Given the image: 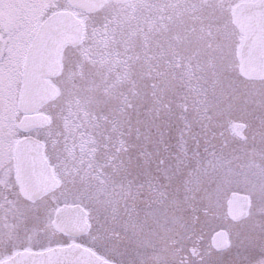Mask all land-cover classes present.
<instances>
[{"label":"rangeland","instance_id":"374dc122","mask_svg":"<svg viewBox=\"0 0 264 264\" xmlns=\"http://www.w3.org/2000/svg\"><path fill=\"white\" fill-rule=\"evenodd\" d=\"M55 1L0 0V262L21 251L79 245L113 264H264V80L239 75V43H230L217 16L209 18L212 31L202 40L185 34L191 43H160L130 86L121 93L108 90L114 95L96 85L99 65L91 44L63 49L53 83L61 99L77 89L88 96L87 105L102 106L95 133L101 142L88 146L99 148L92 152L95 159L79 155L67 137L71 118L56 98L41 111L50 116L46 131L28 135L44 142L59 186L33 204L21 199L12 152L25 136L15 127L22 116V64L42 7ZM76 13L96 30L100 17ZM152 68L154 77L145 79ZM79 108L85 121L86 110ZM233 123L245 126L241 136L231 132ZM119 151L122 156H116ZM106 153L116 166V173L108 168L111 184L96 176L95 164ZM232 193L248 198L246 216L237 223L226 217ZM73 205L85 210L88 223L87 232L75 238L51 227L55 211ZM219 230L228 247L215 252L210 238Z\"/></svg>","mask_w":264,"mask_h":264},{"label":"water","instance_id":"95a60500","mask_svg":"<svg viewBox=\"0 0 264 264\" xmlns=\"http://www.w3.org/2000/svg\"><path fill=\"white\" fill-rule=\"evenodd\" d=\"M107 1L124 3L128 0H66L68 5L85 13L96 11ZM233 23L242 36L237 48L238 73L245 80H264V0L241 4L233 9ZM82 25L69 11H60L47 18L27 50L22 68L21 88L17 109L24 117L16 127L22 132L42 128L48 118L36 113L56 94L47 79L59 71V53L65 46L80 44ZM15 181L22 198L34 202L57 186L47 162L42 156V143L25 137L14 147ZM248 199L232 193L226 202L227 218L233 222L246 215ZM52 228L64 235L77 237L86 233L85 211L78 205L63 206L54 215ZM210 245L215 251L224 250L226 234L214 233ZM0 264H113L103 261L90 250L79 245L53 248L43 252L21 251Z\"/></svg>","mask_w":264,"mask_h":264},{"label":"trees","instance_id":"16d2710c","mask_svg":"<svg viewBox=\"0 0 264 264\" xmlns=\"http://www.w3.org/2000/svg\"><path fill=\"white\" fill-rule=\"evenodd\" d=\"M124 7L114 5L103 7L94 14L96 17L101 18V22H95L97 26L96 30H92V23L91 25L90 23L85 24L84 28L82 42L91 44V47H89V52L94 59L98 60L96 61L99 66L96 69V78L94 77V80L95 82H99L96 84L98 86H107L104 91L105 93H107L105 95L112 93L109 91H115L116 89H120L119 91L121 93L122 89L130 83V79H132L131 76H136V72L137 75H139V56L142 50V45L140 43L144 44L143 48L145 49V52L147 54H151L152 52H154L153 50H159L158 46H160V43L161 45H163V48L167 46L166 43H175V39L177 40V43H182L181 40L185 43H191V41L186 42L185 39L181 38L185 34H188L192 36V38H198V40H202L207 36L209 31H212V29L207 28V26H209V22L211 21L210 19L207 20L201 30L196 27L194 21H191L190 23L188 22L191 26V28L188 29L179 27L169 28L167 25H165L163 26V28L159 26V29L166 30V32L162 30H156L151 24L153 23L152 14L139 13L142 10H140L139 5L137 6L136 0L132 1L130 6ZM141 21L142 26L138 23H141ZM223 24L224 26L222 32L227 33L226 36L230 40V43H237L238 34L232 26L229 16L224 17ZM219 29V31H221V27ZM88 30H90V32ZM171 37H173L174 40H169ZM195 42L199 43L202 41ZM163 55L169 56L168 53ZM148 64L150 63H147L146 65ZM155 70L156 69L154 68H152V70H149L150 74H148L145 79H148V77H154ZM127 74H129V76H127ZM150 81L152 84V79ZM133 82L134 79H132L131 83ZM140 82L142 84V80H140ZM131 83L128 86H130ZM84 93L85 92H78L77 89L68 90V99L67 97H62L61 99L60 95H58L57 106L62 105L63 114L65 110V112L68 113L69 117L71 118V120H68L69 122H71V124L67 123L66 126L71 125L72 132L71 135H68L67 137L68 139L72 138L74 144L75 141H77V136L74 134L72 126L76 119L74 111H76V108H78V111L80 113L79 107L84 108L86 110L87 117L85 118V121H81L80 118L79 121L83 122V124L85 125V132L90 133L91 140H94L92 142L93 145L94 143L97 145L101 142V139H99L97 137V134L95 133L98 128L97 119L101 114L102 106H93L89 104L87 105L89 99L87 98L88 96H84ZM111 95H114V93H112ZM80 96L82 98H80ZM116 97L120 98L118 96ZM106 98L108 97L106 96L105 99ZM117 101L119 102V99H117ZM105 108L106 107H104V109ZM57 129L60 132V130L64 129V126L59 125L57 126Z\"/></svg>","mask_w":264,"mask_h":264},{"label":"flooded vegetation","instance_id":"af4514ba","mask_svg":"<svg viewBox=\"0 0 264 264\" xmlns=\"http://www.w3.org/2000/svg\"><path fill=\"white\" fill-rule=\"evenodd\" d=\"M132 1H134V0L129 1L124 5H120V4H118V5L121 7L130 6ZM256 1L257 0H136V3H137V6L139 5L140 10H142L139 13H151L152 14L153 23H151V22L150 23L152 24L154 29L162 30V31L166 32V30L159 29V26H161L163 28V26L167 25L169 28L170 27H179V28L186 29L187 21L189 23L191 21H194L196 27L199 30H201L203 23L205 24L207 22V20H209V18L214 19V16H217L216 19H218L222 22V21H224V17H226V16L230 17L233 9L236 6H238L240 4H244V3H254ZM62 4H63V1H61V0H56L54 3L45 4L42 7V11H41L42 19L44 17L48 16L49 14L57 11V10L63 9ZM140 5H141V7H140ZM174 16H175V18H174ZM138 23H139V25H141L142 21H141V23L140 22H138ZM150 23H145V24H150ZM200 23L202 26L200 25ZM198 26H200V28ZM169 28H167V29H169ZM190 28H191V26H190ZM181 39H183V38H181ZM164 43H166V42H164ZM141 45H142L141 46L142 50L140 52L139 62H140V65H141L142 71H143L144 65H146L147 63H150L149 59L152 58V53L147 54L145 52V49L143 48L144 44L141 43ZM154 53H156V52H154ZM142 75H143V73L141 74V77H142ZM58 76L56 78L50 80V85L56 89L57 95L59 94V91H58L59 85L57 87L56 83H53V82L55 79L58 78ZM46 106L47 105H43L40 108V110L38 111V113L47 116L50 120V116L46 112L45 113L41 112L43 109L46 108ZM76 109L77 110L74 111V113H75L74 115H75L76 119H75V122L72 124L73 132L77 136V141H75L76 150L78 151L79 155L82 153H85V155L88 159L89 158L95 159L96 156L92 152H95L99 148L94 146L95 147V148H93V149H95L94 151H91L90 150L91 148L88 149V146L90 147L91 145H93L92 142L94 140L93 141L91 140L89 132H87V133L85 132L86 127L83 124V122L79 121V111H78V108H76ZM62 112H63V107H62ZM46 129H47V126L40 128L38 130L39 131H43V130L46 131ZM244 129H245V126L243 124H239V123H233V125L231 126V132L233 134L235 133L237 136H241L243 134ZM61 133L63 134V131H61ZM39 140L41 141V139H39ZM41 142L43 143V148H42L43 155L46 158V156L44 154L45 145H44L43 141H41ZM123 142H126V140H124ZM121 146H122V144H121ZM120 150L123 152H126L128 150V147L125 145V146H123V148L121 147ZM118 155L122 156V153H120V151H119L116 153V156H118ZM101 156H103V158H101V160L100 159L98 161L96 160L97 161L96 164L93 163V165L95 164V169L97 172L96 176H98L100 178H104V180L107 182L110 181L109 183L111 184L110 179H111L112 174L110 173L109 170L112 167V172L116 173L115 172L116 166L114 163H112V162H114V159H112L111 155H107V153L103 154ZM125 156H126V154H125ZM97 157H100V155L97 154ZM46 160H47V158H46ZM77 160L79 161L80 158L78 157ZM47 162H48V160H47ZM113 167H114V169H113ZM108 168H109V170H108ZM89 170L92 171L93 167L92 166L89 167ZM51 172H52L53 176L57 179L58 184H59V177L53 172L52 169H51ZM12 179H13L14 184L16 185L14 167L12 169ZM151 189H154V188L152 187ZM44 197L45 196L39 198L37 201L41 200ZM37 201H35V202H37ZM31 204H33V203H31ZM189 253L192 256H195L197 254V251L195 253L194 249H190Z\"/></svg>","mask_w":264,"mask_h":264}]
</instances>
